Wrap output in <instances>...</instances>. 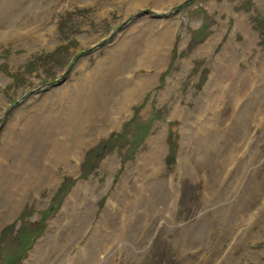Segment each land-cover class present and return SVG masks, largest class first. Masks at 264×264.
Listing matches in <instances>:
<instances>
[{"label":"rangeland","instance_id":"1","mask_svg":"<svg viewBox=\"0 0 264 264\" xmlns=\"http://www.w3.org/2000/svg\"><path fill=\"white\" fill-rule=\"evenodd\" d=\"M155 1L0 0V264H264V0Z\"/></svg>","mask_w":264,"mask_h":264},{"label":"bare ground","instance_id":"2","mask_svg":"<svg viewBox=\"0 0 264 264\" xmlns=\"http://www.w3.org/2000/svg\"><path fill=\"white\" fill-rule=\"evenodd\" d=\"M179 1H181V0H179ZM173 2H176V1H173ZM165 5V0H156L155 2H154V7H159V8H163V6ZM165 9V8H164ZM245 25V24H244ZM171 26H173V24L172 25H170V27L169 26H165V25H160V24H158V27H157V25H155L154 27H152V28H154V29H159V30H162V29H164V27L166 28V29H168V28H170V29H168V30H163L162 32H161V34H159L158 35V37L157 38H154V43H156V44H162V45H166V49H165V51H166V53L169 51V49L171 48V45H172V38L171 37H173V34H174V31H175V27L173 26V28H171ZM145 28H151V26H148V25H146L145 26ZM160 42V43H159ZM163 62H162V60H160L159 61V64H162ZM161 66V65H160ZM146 82V81H145ZM148 82V81H147ZM147 85L148 86H150V84H149V82L147 83ZM148 86H145V88H148ZM144 88V87H143ZM140 89V88H139ZM141 91V90H140ZM145 91V90H144ZM142 93V92H141ZM136 98V97H135ZM128 107H129V105H128ZM127 107V108H128ZM132 113V112H131ZM35 253V250L32 252V254H31V257L33 256V254Z\"/></svg>","mask_w":264,"mask_h":264}]
</instances>
